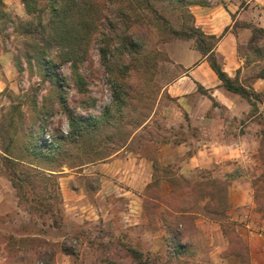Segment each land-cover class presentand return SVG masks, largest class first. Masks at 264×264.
Masks as SVG:
<instances>
[{"label":"rangeland","instance_id":"1","mask_svg":"<svg viewBox=\"0 0 264 264\" xmlns=\"http://www.w3.org/2000/svg\"><path fill=\"white\" fill-rule=\"evenodd\" d=\"M206 1L64 0V34L75 36L71 39L80 62L75 72L71 64L55 68L61 83L57 86L44 78L45 64L35 57L38 48L28 53L27 38L21 34L24 24L32 29L49 24V2L25 0L24 4L23 0H4L8 17L0 18V44L11 58L15 77L0 93L1 264H23L18 262L22 258L26 259L24 264H44L49 256L53 264H219L211 261L203 237L191 228V223L186 224L189 230L180 240L185 244L184 251L178 252L166 238L157 244L158 251L151 252L142 241L127 237L119 226L103 229L102 225L89 221L77 223L66 217L63 196L65 188L77 193L83 188L93 201L100 180L89 173L81 176L83 169L106 161L129 144L151 116L162 88L181 71L171 56L188 52L190 44L195 48L194 40L173 39L163 29L160 17L184 32L185 27L193 24L192 7L199 2L206 5ZM122 34L129 38L128 43L141 46L137 47L138 53L120 52L116 35ZM246 45H242L240 53L244 59L247 56L250 59V63L244 62V82L254 90L250 84L260 80L257 77L264 70V60L255 63L256 58L246 53ZM69 114L101 120L93 128L84 129L79 137L67 139L71 132ZM42 119L47 146L54 139L62 141L46 152L48 163L44 166L23 149L31 134L38 132ZM153 122V129L161 126L159 119ZM145 134L148 136L141 145L152 138V133ZM138 146L136 141L133 148ZM6 154L26 161L29 155V161L42 168L38 172L28 171L17 160L7 162ZM11 176L28 182H23L19 191L13 186ZM211 204L209 212L219 217L223 205L214 198ZM47 210L50 214L43 213ZM53 221H57L56 227ZM232 232L234 228L230 224L229 242ZM65 244L75 255L62 251ZM227 255H224L226 259L230 256ZM233 259L227 264L250 262L243 252L241 258Z\"/></svg>","mask_w":264,"mask_h":264},{"label":"crops","instance_id":"2","mask_svg":"<svg viewBox=\"0 0 264 264\" xmlns=\"http://www.w3.org/2000/svg\"><path fill=\"white\" fill-rule=\"evenodd\" d=\"M191 10L196 27L217 39L215 55L223 71L246 85L239 48L250 41L251 26L264 29V0H208ZM190 45L188 52L171 56L181 71L162 88L151 116L129 144L83 169L81 176L100 180L93 201L83 188L79 193L65 188L64 213L77 223L119 226L151 252L175 224L188 232L191 223L211 261L219 264L235 259L223 230L228 223L247 246L249 264H264V126L259 120L264 108L227 91L207 58ZM14 77L0 44V93ZM250 87L264 93V80ZM157 119L161 126L153 129ZM145 133L152 138L141 145ZM136 141L139 146L133 148ZM213 198L223 205L219 217L208 210ZM2 203L0 198V210Z\"/></svg>","mask_w":264,"mask_h":264},{"label":"trees","instance_id":"3","mask_svg":"<svg viewBox=\"0 0 264 264\" xmlns=\"http://www.w3.org/2000/svg\"><path fill=\"white\" fill-rule=\"evenodd\" d=\"M49 2L50 6V13L51 18L49 21V24L47 26H42V24L39 26V28L32 29L25 24L23 25V32L21 33L26 40V49L30 50L28 53H31V49L34 47H37L39 52L35 56L37 60L43 61L46 68V77L49 78L50 81L56 82L55 84L57 86H60L61 83L59 82V77L55 72V68L61 66L62 64H71L72 70L75 72L78 69V64L80 62V57L78 52L76 51L75 45H73V39L75 36L66 35L64 34V20H63V2L64 0H47ZM162 2L171 1V0H158ZM24 4H26L25 0H23ZM195 5L205 6L203 2L196 3ZM28 14L31 13V8L28 6ZM8 14L4 11V0H0V18H7ZM158 17H160L158 15ZM190 17L193 20V24L190 27H185L184 32H180L176 29H174L171 26V23L165 18L160 17L163 29L168 31L169 34L172 36L173 39H184V40H194L195 41V49L202 54L203 57L207 58V61L212 68V70L217 74L219 79L223 83V87L234 94H237L244 99L248 100L251 104L256 107L257 103L262 104L264 103V94L255 92L254 90H250L245 85L241 84L238 81V78L232 79L230 78L222 69V66L217 61L216 55H215V47L217 45V39L213 36H207L200 28L196 27L195 25V19L194 16L190 15ZM252 29V37L248 44L246 45V53H250L252 56L255 57L256 60L255 63L261 62L264 60V29L258 28L255 26L250 27ZM116 39L118 41V48L121 53H128V55H135L138 53V48L141 46H138L134 42L128 43V37L126 34H122L120 36L116 35ZM243 50V46L239 48V51ZM55 53V54H53ZM55 55V56H54ZM106 57V55H104ZM167 59V58H166ZM261 59V60H259ZM167 62H170L169 60H166ZM250 63V59L248 60V56L245 59V64ZM19 71H22V68H19ZM259 76L257 79H263L264 80V70L258 74ZM79 83H82L81 80ZM106 116V115H105ZM70 119V127L71 132L66 136L67 139H71L72 137H79L82 135V131L86 128H93L97 122H99L101 119L96 118H79L77 116H73V114H69ZM259 120L263 123L264 126V112H261L259 116ZM41 126L38 129V132L35 134H31V137L29 141L26 142V144L23 145V149L25 152L29 153L31 152L32 155L39 159L40 164L43 166L46 165L47 158H46V152L54 150L57 146L62 143V141L58 139H54L49 146H47L46 139L44 138V127H45V121L41 120ZM145 124V123H144ZM144 124H142L138 129H140ZM64 138V136H62ZM261 138H262V148H264V128L261 132ZM7 162L12 163L14 160H17L19 165L23 168H28L26 170L28 171H40L38 169H41V166L33 164V161H29V155H27V161L23 160L22 158H15V156H8L6 154L4 158ZM15 163V162H14ZM16 165V164H12ZM49 170V169H47ZM50 171V170H49ZM54 176V175H53ZM47 179V178H46ZM11 182L13 186L18 189L19 191L23 189V182H28V180H21L20 178H14L11 176ZM49 210L43 212L45 214H50L48 212ZM54 226L56 227L58 225L57 221H53ZM177 225H174L170 233L167 237L169 239L170 244L173 245L174 249H176L178 252L184 251L185 244L181 243V239L186 236V230H179ZM230 224L224 223L223 224V230L226 233V235H230L229 233ZM232 238L230 241L231 244V255H233L235 258L239 259V257L243 256L249 257V250L247 246L243 243L242 240H240L237 236L234 235V232H232ZM229 237V236H228ZM240 249V250H236ZM62 251L65 252L67 255H75V252L68 250L67 245L65 244L62 246ZM49 250V249H48ZM135 255H139L137 253H134ZM48 255V253H47ZM49 256V255H48ZM26 259L22 258L18 262L23 263ZM44 264H53L51 260V256H49V259L45 261Z\"/></svg>","mask_w":264,"mask_h":264}]
</instances>
